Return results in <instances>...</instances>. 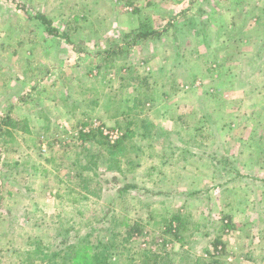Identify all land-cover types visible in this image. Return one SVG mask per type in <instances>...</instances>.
Instances as JSON below:
<instances>
[{"label":"rangeland","instance_id":"rangeland-1","mask_svg":"<svg viewBox=\"0 0 264 264\" xmlns=\"http://www.w3.org/2000/svg\"><path fill=\"white\" fill-rule=\"evenodd\" d=\"M5 116L0 264L66 233L114 237L109 264H264V0H0Z\"/></svg>","mask_w":264,"mask_h":264},{"label":"trees","instance_id":"trees-1","mask_svg":"<svg viewBox=\"0 0 264 264\" xmlns=\"http://www.w3.org/2000/svg\"><path fill=\"white\" fill-rule=\"evenodd\" d=\"M24 8V7H22ZM35 18L39 19L42 22V25L46 26V32L51 35V36H59L57 30H55L52 27V22L51 20H49L47 17H45L44 15L41 14H36ZM160 34L158 32H144L141 34H138L135 39H132V43L128 44L129 48L133 47L134 45H136V41L139 38H148V37H157ZM64 37L66 42L68 43H72L71 40L68 37L65 36H61ZM127 38H130L131 35H127ZM122 52V47H116L115 49L105 52V60H110L111 57L116 56L118 54H120ZM144 121V120H142ZM145 122V121H144ZM26 124L27 122H22V121H18L14 118H11L10 116H5L4 118L1 119L0 121V136H6V135H11L12 134V130H17L19 128L23 129L25 131V129L23 127H21V124ZM144 126V125H143ZM101 133V132H100ZM100 133H90L87 135H83L84 140H91V139H97L100 143H102V145L105 147V151L108 154V158H109V162L111 164V162H113L114 159V154L116 152H114L117 148L120 147V145H109L106 142H101L100 139H103V136ZM117 157V153L115 154ZM121 171V170H118ZM90 182L92 181L91 178L89 180ZM88 182V180H87ZM81 186L83 189H87V185H85V182H81ZM105 183V182H104ZM107 183V182H106ZM131 186H126L124 188H119L117 191L120 194H123L124 191L128 190V188ZM100 185L98 183V187L97 189L100 190ZM96 190V189H95ZM95 190L93 191H89V193H91L92 195H96ZM176 223L177 225L175 227H180L182 224V218L180 215H172L171 220L169 221V226L171 227V224ZM139 223H135L134 225L129 227V234H133L137 231H139ZM172 229V227H171ZM115 237L117 236V234H114ZM62 236L61 233L58 232L57 234V238H60ZM90 238V236L87 234L86 237H80L78 238V241L74 242L73 244H71L69 242V236H64L62 238V240H60L58 242L57 247L53 250H50L48 252H46V250L44 248H42V245L38 244L35 242L36 244V249H35V254H39L42 255L41 260L40 261H44L46 262V264H109L110 263V258H112V252L113 249L116 248V242L117 240L113 237V242L109 243L108 241L105 242V240H101L100 238H98V240H96L95 244H93V241L88 239ZM87 240V241H86ZM85 243L84 247L82 243ZM219 242H216V245ZM45 250V251H44ZM142 260L141 262L143 264H173V260H171V254H169L168 252L160 255L159 257H157L156 260H154L153 262L150 260V256L147 259V256L149 255L148 251H144V253L142 252ZM145 257V258H144Z\"/></svg>","mask_w":264,"mask_h":264},{"label":"built area","instance_id":"built-area-1","mask_svg":"<svg viewBox=\"0 0 264 264\" xmlns=\"http://www.w3.org/2000/svg\"><path fill=\"white\" fill-rule=\"evenodd\" d=\"M106 135H108V134H106ZM112 135H113V134H112ZM113 137L118 138V137H119L118 132H115Z\"/></svg>","mask_w":264,"mask_h":264}]
</instances>
